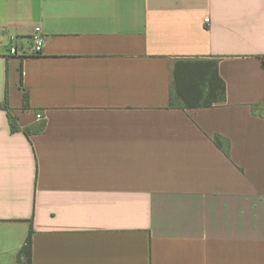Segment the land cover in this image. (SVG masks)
<instances>
[{
  "label": "crops",
  "instance_id": "obj_1",
  "mask_svg": "<svg viewBox=\"0 0 264 264\" xmlns=\"http://www.w3.org/2000/svg\"><path fill=\"white\" fill-rule=\"evenodd\" d=\"M31 230V264H264V0H0V264Z\"/></svg>",
  "mask_w": 264,
  "mask_h": 264
},
{
  "label": "trees",
  "instance_id": "obj_2",
  "mask_svg": "<svg viewBox=\"0 0 264 264\" xmlns=\"http://www.w3.org/2000/svg\"><path fill=\"white\" fill-rule=\"evenodd\" d=\"M223 99H224V89H222V100ZM23 101L25 102V107H26V104H27V101H28L26 95H23ZM9 120H10V123H11V128L14 131L18 130V127L14 124L13 118L11 116H9ZM43 131H44V124H42L39 127H34V128H31V129L24 130V132L27 135H29L30 133H41ZM214 141H215V143L219 144L218 143V137H215ZM224 152L226 154H228L227 150H225ZM31 247H32V230L30 231V234H29L28 238L26 239L23 247L19 251V257L21 259H23V262L25 264H31Z\"/></svg>",
  "mask_w": 264,
  "mask_h": 264
},
{
  "label": "built area",
  "instance_id": "obj_3",
  "mask_svg": "<svg viewBox=\"0 0 264 264\" xmlns=\"http://www.w3.org/2000/svg\"><path fill=\"white\" fill-rule=\"evenodd\" d=\"M205 23L209 22V19L206 18L204 20ZM11 39H14L13 37ZM31 39H32V53L33 54H39L42 52L43 46L45 44V37L42 35L40 28L35 27L32 34H31ZM37 120H41L42 116L41 114L36 115Z\"/></svg>",
  "mask_w": 264,
  "mask_h": 264
}]
</instances>
